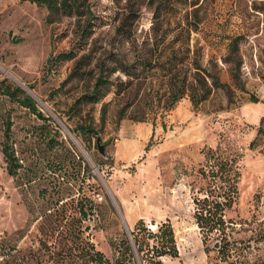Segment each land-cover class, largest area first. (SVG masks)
Returning <instances> with one entry per match:
<instances>
[{"label": "rangeland", "instance_id": "374dc122", "mask_svg": "<svg viewBox=\"0 0 264 264\" xmlns=\"http://www.w3.org/2000/svg\"><path fill=\"white\" fill-rule=\"evenodd\" d=\"M81 1L64 15L0 0V81L20 86L44 115L0 91V264H153L133 245L141 220L152 230L171 222L179 254L163 264H264V0ZM235 37L244 90L225 61ZM173 52L219 74L234 102L215 89L198 108L186 95L163 111L184 76L167 74ZM65 53L75 57L57 58ZM100 74L108 94L84 100ZM84 124L98 134H82ZM218 160L237 174L227 262L217 233L205 241L195 216L214 187L229 191L212 176Z\"/></svg>", "mask_w": 264, "mask_h": 264}, {"label": "trees", "instance_id": "16d2710c", "mask_svg": "<svg viewBox=\"0 0 264 264\" xmlns=\"http://www.w3.org/2000/svg\"><path fill=\"white\" fill-rule=\"evenodd\" d=\"M22 1L35 2L38 5L46 6L49 11L53 14H58L61 12L64 15H71L74 11H80V8L84 4L81 0ZM239 44V37H235L229 43V49L225 57V61L234 64L232 68L233 79L235 80L236 86L241 90H244L245 85L242 81L240 74L242 62L239 54ZM74 57L75 55L71 53H65L59 55V57L57 58H60L62 60H71ZM186 57H189V53ZM186 57L180 58L177 54L173 52L172 56L168 58L167 74L171 75L172 78H177L175 77L176 73H172L173 69H177V71H184V76L177 81L172 80V83L170 84L171 95L166 101V104L163 106V111L172 109L174 104L186 95L190 97L193 105L198 108L210 98L215 89L224 90L229 102H234V90L232 89L230 84L222 81L219 74H205L207 73V70L201 65V63H199L198 59L196 58L193 61L194 66L192 65V61L190 60L188 61V63H186ZM121 64V70L125 72L126 75L130 77L136 76V73L135 71H132L131 66L124 65L123 63ZM145 65H149V69L155 67L151 63H146ZM178 65H180L185 70L179 68ZM102 70L104 71L105 67H102ZM110 84H112L111 81L109 79H106L104 74H100L94 84L92 91L85 93L82 98L88 102L98 103L102 101L104 97L108 94L110 90ZM120 90L121 89H118V91ZM0 91L10 96L13 100H16L22 106L30 108L32 112L36 113L38 116L44 117L41 111L38 110L33 97L25 94V91L20 86L12 88L11 85H4V82L0 81ZM251 100L257 101L258 99L257 97L252 96ZM151 105H153V103H151L150 106ZM104 109L106 108L104 107ZM105 114L106 110L103 111L102 115L103 123L105 121ZM123 117L124 113L121 110L119 113V119H122ZM134 119L143 121L146 119V115L143 114L142 117H140L139 119L135 117ZM78 129H80L82 134H84L85 136H89L91 134H98L97 130L91 124L80 125ZM9 130L10 128L8 127L6 133L7 136H9ZM262 131L263 129L260 128V132ZM4 153L8 160L9 173L14 175L17 169L16 166H18L17 159L13 155V153L9 152L7 148L4 149ZM218 162L219 170L216 173L215 171H213L212 176L214 177L219 174L222 175L221 178L222 180L224 179L226 181V186H228L229 191L221 193L217 191L216 187H214V189L211 191L212 199L207 196L203 199L198 200L199 207L195 213V216L197 219V224L200 227L202 233L204 234L205 241L211 238L213 234L217 233V240L219 241L217 252L219 259L222 262H227L228 258H230L232 250L231 242L229 241V229H232L233 227L229 225L225 217L226 209L232 206V202L234 200L233 192H235V186L232 184V182L236 180L237 174H231L233 168H231L229 161L218 160ZM131 236L133 240V245L137 253L141 255L143 259H148V261L153 264H163L162 258L164 256L178 257L179 252L175 232L170 221L161 222L160 224H157L156 230H152L145 225L144 221L141 220L138 226L133 231H131ZM126 247L128 251L132 252V244L128 239L126 240ZM95 254L99 256L102 255L100 251H96ZM99 262H102L101 259Z\"/></svg>", "mask_w": 264, "mask_h": 264}, {"label": "water", "instance_id": "95a60500", "mask_svg": "<svg viewBox=\"0 0 264 264\" xmlns=\"http://www.w3.org/2000/svg\"><path fill=\"white\" fill-rule=\"evenodd\" d=\"M97 141H98L99 149L103 153V147L100 145V137L97 138ZM216 246L218 247L219 244H217Z\"/></svg>", "mask_w": 264, "mask_h": 264}]
</instances>
